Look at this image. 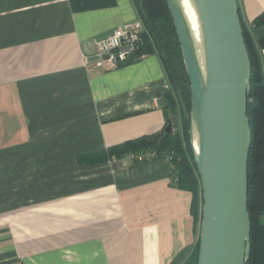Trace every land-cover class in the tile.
Here are the masks:
<instances>
[{"label": "crops", "instance_id": "obj_1", "mask_svg": "<svg viewBox=\"0 0 264 264\" xmlns=\"http://www.w3.org/2000/svg\"><path fill=\"white\" fill-rule=\"evenodd\" d=\"M237 4L259 41L264 0ZM135 19L133 0H0V264H183L196 245L193 195L169 158L99 159L166 127L157 54L89 63Z\"/></svg>", "mask_w": 264, "mask_h": 264}, {"label": "water", "instance_id": "obj_2", "mask_svg": "<svg viewBox=\"0 0 264 264\" xmlns=\"http://www.w3.org/2000/svg\"><path fill=\"white\" fill-rule=\"evenodd\" d=\"M166 1L191 87V109L182 95L180 103L191 123L203 194L198 264H247L252 250L247 115L253 103L252 67L237 0H188L199 18L201 42L195 40L183 0ZM172 131L171 125L165 129Z\"/></svg>", "mask_w": 264, "mask_h": 264}, {"label": "trees", "instance_id": "obj_3", "mask_svg": "<svg viewBox=\"0 0 264 264\" xmlns=\"http://www.w3.org/2000/svg\"><path fill=\"white\" fill-rule=\"evenodd\" d=\"M133 2L144 24L143 44L139 55L157 54L167 76L169 88L162 96L166 127L172 126V117L178 116L181 128L179 131L166 134L165 127L163 131L152 136L129 141L111 150L108 155L103 154L99 159L105 161L131 153H150L155 158L171 156L174 186L192 193V213L200 230L203 211L201 179L194 162L191 123L186 119L180 103L182 95L188 109H191V87L177 31L166 0ZM242 28L252 67V89L249 99H253V103H249L247 109L252 131L248 161V210L252 227V250L247 264H264V74L260 55V50L264 49V37L256 42L243 20ZM253 28L264 29V13L253 21ZM199 245L200 235L183 264H198Z\"/></svg>", "mask_w": 264, "mask_h": 264}, {"label": "built area", "instance_id": "obj_4", "mask_svg": "<svg viewBox=\"0 0 264 264\" xmlns=\"http://www.w3.org/2000/svg\"><path fill=\"white\" fill-rule=\"evenodd\" d=\"M144 24L135 19L114 29L107 37L95 42V53L89 56V63L103 71H115L130 62L146 57L139 55L143 40ZM156 97L155 102L161 101ZM171 160V156H168Z\"/></svg>", "mask_w": 264, "mask_h": 264}, {"label": "bare ground", "instance_id": "obj_5", "mask_svg": "<svg viewBox=\"0 0 264 264\" xmlns=\"http://www.w3.org/2000/svg\"><path fill=\"white\" fill-rule=\"evenodd\" d=\"M183 8L185 11V15L188 19V21L190 22V25L192 27V30L194 32L195 40L196 38L199 39V41L201 42V34H200V23H199V18L195 12V9L193 8L191 4V2H189L188 0H183ZM196 141H197V145H198V137H196ZM198 149V147H197Z\"/></svg>", "mask_w": 264, "mask_h": 264}, {"label": "rangeland", "instance_id": "obj_6", "mask_svg": "<svg viewBox=\"0 0 264 264\" xmlns=\"http://www.w3.org/2000/svg\"><path fill=\"white\" fill-rule=\"evenodd\" d=\"M180 120V119H179Z\"/></svg>", "mask_w": 264, "mask_h": 264}]
</instances>
